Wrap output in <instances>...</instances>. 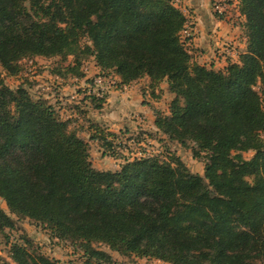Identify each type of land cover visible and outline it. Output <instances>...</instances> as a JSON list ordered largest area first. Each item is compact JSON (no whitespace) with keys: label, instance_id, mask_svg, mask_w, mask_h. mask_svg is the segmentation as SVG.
Returning <instances> with one entry per match:
<instances>
[{"label":"trees","instance_id":"obj_1","mask_svg":"<svg viewBox=\"0 0 264 264\" xmlns=\"http://www.w3.org/2000/svg\"><path fill=\"white\" fill-rule=\"evenodd\" d=\"M246 51L222 70L198 63L176 0H0V67L9 76L31 57L72 58L83 77L95 60L119 87L150 79L174 95L155 126L206 159L204 175L174 158L91 162L90 146L47 101L11 89L0 70V199L10 214L42 224L83 252V264H115L95 248L168 264H264V0H240ZM61 69V70H60ZM64 75L63 68L54 70ZM259 87V88H258ZM102 109L105 99L92 98ZM91 139L115 154V134ZM254 152L250 160L232 152ZM14 220L0 210V226ZM0 264H59L12 248Z\"/></svg>","mask_w":264,"mask_h":264},{"label":"rangeland","instance_id":"obj_2","mask_svg":"<svg viewBox=\"0 0 264 264\" xmlns=\"http://www.w3.org/2000/svg\"><path fill=\"white\" fill-rule=\"evenodd\" d=\"M211 14L227 24L238 28L237 39L239 43L245 44L247 38L242 29L245 17L240 13L239 4L234 5V0H207ZM176 5L189 16V22L185 30L191 32V37H187L183 31L184 40H189L195 36V30L190 23L195 22L197 17L195 0H176ZM220 7V11L218 9ZM193 17V19H191ZM196 23V22H195ZM189 36V35H188ZM221 38V37H220ZM222 40V41H221ZM217 40V45L223 39ZM228 41H225L227 43ZM232 48H236L230 43ZM239 48V47H238ZM195 59L198 58L194 51ZM72 58L62 62L60 57L45 58L31 57L23 59L20 63L21 71L17 76L7 75L2 68L5 83L13 90L19 87L25 88L35 100L42 99L52 105L63 120L70 121V128L76 131L80 138L89 143L91 162L93 166L101 171H117L126 160H133L142 157H154L166 162H173L179 159L184 166L193 174L204 175L206 159H195L192 152V144L183 147L177 141H171L163 133L153 127V120L145 114L136 111L139 104L134 105L126 100L127 93L138 85V93L144 99L143 105H149L152 112H161L164 116H169V106L174 98L168 90L167 84L162 83L154 90L150 88V79L144 78L132 83L127 89L119 87L120 79L113 73H102L96 66L95 60L89 58L83 65V77L78 78L68 72V66ZM210 66V63H206ZM63 68V76L55 73L54 70ZM61 70V69H60ZM102 77L105 79L103 86L96 87L95 79ZM259 88V87H258ZM104 94L98 96L99 92ZM113 92H117L122 99H115L120 102V109L123 111L124 120L108 118L111 104H107ZM92 98L105 99L106 103L102 109L94 108ZM120 100V101H118ZM107 104V105H106ZM117 108V107H116ZM92 124H98L107 132L115 134V154L105 153L104 148L98 142L91 139ZM232 156H241L243 160H250L254 152H240L234 150ZM0 210L7 213L13 220L14 226H0V263L13 262L12 248L19 244L27 246L30 252H36L54 259L59 264H83L84 257L81 249L77 248L70 241H60L52 236L51 231L40 223L30 219H18L10 214L8 207L0 199ZM96 249L105 251L112 256L115 264H161L154 260L139 258L135 255H120L112 251L104 244H95ZM262 264V263H260Z\"/></svg>","mask_w":264,"mask_h":264},{"label":"crops","instance_id":"obj_3","mask_svg":"<svg viewBox=\"0 0 264 264\" xmlns=\"http://www.w3.org/2000/svg\"><path fill=\"white\" fill-rule=\"evenodd\" d=\"M234 1V5L239 4V0ZM195 2L197 7L195 13L197 14V17H195L194 20L196 23H190V26L193 28V30H195V36L190 39L187 45L193 56L194 51L198 53L196 56L198 58L195 60L201 65L207 66L208 68H214L216 70L225 69L229 62H238L240 55L246 51V43H239L237 39V36L240 33L238 28L234 25L227 24L220 19H216V17L211 14V10L209 9L210 6L207 0H195ZM187 18L189 21V16H187ZM191 19H193V17ZM221 39L224 40L223 42L228 41L236 46V48H233L235 53L233 56L227 58L216 57V41ZM208 62L210 63V66L206 64ZM128 87L131 86H124L125 89ZM124 95L125 94L120 95L117 92H113L112 96L107 99L108 105L112 103L110 106L112 108L109 110L108 118L113 119L114 122L116 120H124V115H121L123 109L121 110L120 107H118L120 102H115V99H122L121 96ZM126 100L131 104L133 103L134 105L139 104L136 111L138 113L145 114L149 119H152L153 127L158 130L155 126V112H152L149 105H143L144 99L142 98V95L138 93V85H136L129 93H127ZM154 261L156 263L168 264L159 260Z\"/></svg>","mask_w":264,"mask_h":264},{"label":"built area","instance_id":"obj_4","mask_svg":"<svg viewBox=\"0 0 264 264\" xmlns=\"http://www.w3.org/2000/svg\"><path fill=\"white\" fill-rule=\"evenodd\" d=\"M219 11H220V7H218ZM185 34L187 35V37H191V32L189 33V30H185L184 31ZM184 34V33H183ZM189 35V36H188ZM216 57L217 58H220V57H230V56H233L235 53H234V49L232 48V46L230 45V42H223V43H219L217 45V51H216ZM105 82V79L102 78V77H98L95 79V85L96 87H101L103 86ZM101 94L103 95L104 94V90H103V93L102 92H99L97 95L98 96H101Z\"/></svg>","mask_w":264,"mask_h":264}]
</instances>
